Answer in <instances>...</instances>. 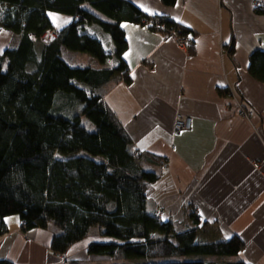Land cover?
<instances>
[{"label": "trees", "instance_id": "obj_1", "mask_svg": "<svg viewBox=\"0 0 264 264\" xmlns=\"http://www.w3.org/2000/svg\"><path fill=\"white\" fill-rule=\"evenodd\" d=\"M49 13L72 22L58 29ZM148 20L125 0H0V36L10 37L0 49V238L9 233L7 219L18 217L24 231L53 233L55 256L86 241L95 227L104 241L89 243L88 254L114 261L217 264L188 258L238 256L245 249L239 236L197 242L194 213V226L181 231L165 216L156 218L149 200L161 177L145 162L165 170V159L134 153L124 125L95 93L113 80L131 83L124 24ZM152 21L153 27L176 28L181 37L190 34L170 19ZM93 24L111 37L116 67H75L64 58V51L89 54L106 64L111 56L102 42L83 32ZM249 72L264 84V50L250 56Z\"/></svg>", "mask_w": 264, "mask_h": 264}, {"label": "crops", "instance_id": "obj_2", "mask_svg": "<svg viewBox=\"0 0 264 264\" xmlns=\"http://www.w3.org/2000/svg\"><path fill=\"white\" fill-rule=\"evenodd\" d=\"M125 1L149 20H172L190 33L183 39L193 41L192 48L188 41L179 45L164 26L124 24L131 83L113 80L95 92L124 125L134 153L168 163L164 170L145 162L161 177L149 210L165 211V220L181 230L194 226V213L197 242L239 236L246 247L237 260L264 264V84L249 72L250 56L264 50V14L256 10L258 0H177L175 5ZM49 17L58 29L72 22L64 14ZM83 29L111 56L98 68L116 67L109 34L95 24ZM68 53L64 51V58L72 64ZM231 90L253 111L251 119L238 114ZM178 114L192 117L191 130L175 131ZM7 224L9 233L0 238V262L63 264L50 249L51 231H24L18 217ZM88 244L76 246L71 259H84Z\"/></svg>", "mask_w": 264, "mask_h": 264}, {"label": "rangeland", "instance_id": "obj_3", "mask_svg": "<svg viewBox=\"0 0 264 264\" xmlns=\"http://www.w3.org/2000/svg\"><path fill=\"white\" fill-rule=\"evenodd\" d=\"M9 35H1L0 36V49H2L3 47H5L2 42H9L10 40ZM8 44V43H7ZM66 58H71L72 61V65L75 67H82V68H87V67H94V68H98L100 66V63L98 62V60H96L94 57H92L89 54H76V53H68L66 55ZM89 91V90H88ZM89 128L91 131L94 130V128L92 126L89 125ZM150 169H154L153 167H149ZM148 169V168H147ZM157 213V212H156ZM156 216V215H155ZM176 229L179 231L181 230L180 226H176ZM98 231L99 228L95 227L93 228L90 237L86 240L89 243L92 242H97V241H104L102 238H100V236L98 235ZM85 242V241H84ZM83 243V242H82ZM81 244V243H80ZM79 245V244H78ZM78 245H75L68 254H64L66 255L67 259L66 261H63V264H135V263H139V262H146L147 260H138V259H132L129 261H114V260H110L108 258H103V257H96V256H90L88 254V251L86 249V256H84V259L81 258V260H77V262H73L75 260H72L71 258H73L72 256H70V252L73 251L74 249H76ZM89 245V244H88ZM88 247V246H87ZM239 256V255H238ZM238 256H225V257H221V258H213V257H202V256H191L188 258V260H196V259H203L206 261H212L215 263H219V264H226V262L228 261H236L239 257ZM81 262V263H80Z\"/></svg>", "mask_w": 264, "mask_h": 264}, {"label": "built area", "instance_id": "obj_4", "mask_svg": "<svg viewBox=\"0 0 264 264\" xmlns=\"http://www.w3.org/2000/svg\"><path fill=\"white\" fill-rule=\"evenodd\" d=\"M255 7H256V10H263L264 9V1L263 0L256 1ZM145 23L153 25L154 21L148 20ZM168 31L171 34L177 36V42L179 45H182V46L186 45L187 41L185 39H183L184 37H181V35L179 34V32L177 31L176 28H172L171 30H168ZM52 35H54L53 32L48 34V36L46 35L45 39L49 38ZM231 95L235 98V101H236L235 108L238 111V114L245 119H251V117L253 115V111L248 109V107L243 103V101L241 99H239L236 96V94L234 93V91H232V90H231ZM192 125H193L192 117L178 114L175 118L174 129L176 132L189 131L192 129ZM162 166L164 168H167L168 163L166 161H163ZM256 167H259V165H256ZM164 216H165V211H163V210H159L156 213L157 219H163ZM56 257H58L61 261H66V259H67L66 255H64V254H58V255H56Z\"/></svg>", "mask_w": 264, "mask_h": 264}]
</instances>
